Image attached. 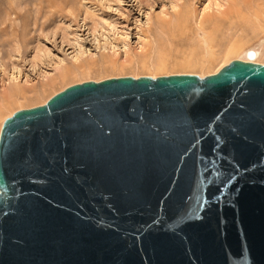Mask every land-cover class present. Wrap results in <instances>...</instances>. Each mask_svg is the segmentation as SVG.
Returning <instances> with one entry per match:
<instances>
[{
  "label": "water",
  "instance_id": "1",
  "mask_svg": "<svg viewBox=\"0 0 264 264\" xmlns=\"http://www.w3.org/2000/svg\"><path fill=\"white\" fill-rule=\"evenodd\" d=\"M0 264H264V65L84 82L4 119Z\"/></svg>",
  "mask_w": 264,
  "mask_h": 264
},
{
  "label": "rangeland",
  "instance_id": "2",
  "mask_svg": "<svg viewBox=\"0 0 264 264\" xmlns=\"http://www.w3.org/2000/svg\"><path fill=\"white\" fill-rule=\"evenodd\" d=\"M253 50L264 65V0H0V126L72 85L206 77Z\"/></svg>",
  "mask_w": 264,
  "mask_h": 264
},
{
  "label": "bare ground",
  "instance_id": "3",
  "mask_svg": "<svg viewBox=\"0 0 264 264\" xmlns=\"http://www.w3.org/2000/svg\"><path fill=\"white\" fill-rule=\"evenodd\" d=\"M257 54H258V52H256L255 50H253V51H248L247 53H245V56H244V58L243 59H239V60H242V61H250V62H253V63H256L255 62V58L257 57ZM259 64V63H258ZM263 65V64H262ZM14 90H12V92H13ZM20 92V91H19ZM8 94V97L9 98H11L12 96L14 97V96H18L17 94H11V90H10V92H7ZM19 94V93H18ZM21 94H23V92L21 93ZM21 94H19V95H21ZM25 96V95H24ZM23 97V96H22ZM8 98V99H9ZM24 99V98H23ZM9 101V100H8Z\"/></svg>",
  "mask_w": 264,
  "mask_h": 264
}]
</instances>
